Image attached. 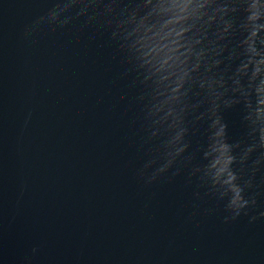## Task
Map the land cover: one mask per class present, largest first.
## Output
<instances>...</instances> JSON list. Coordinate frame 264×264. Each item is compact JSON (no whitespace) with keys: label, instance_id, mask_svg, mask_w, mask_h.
<instances>
[{"label":"water","instance_id":"95a60500","mask_svg":"<svg viewBox=\"0 0 264 264\" xmlns=\"http://www.w3.org/2000/svg\"><path fill=\"white\" fill-rule=\"evenodd\" d=\"M261 81L264 0H0V264H264Z\"/></svg>","mask_w":264,"mask_h":264},{"label":"clouds","instance_id":"9594fccd","mask_svg":"<svg viewBox=\"0 0 264 264\" xmlns=\"http://www.w3.org/2000/svg\"><path fill=\"white\" fill-rule=\"evenodd\" d=\"M251 18H253V16H252V15H250V19H251ZM261 83H262V84H264V81H261ZM228 160H230V157H227V158L225 159V163H227V162H228Z\"/></svg>","mask_w":264,"mask_h":264}]
</instances>
